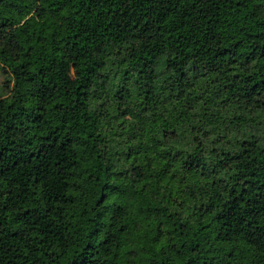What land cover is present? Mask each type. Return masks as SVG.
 <instances>
[{
    "label": "trees",
    "instance_id": "1",
    "mask_svg": "<svg viewBox=\"0 0 264 264\" xmlns=\"http://www.w3.org/2000/svg\"><path fill=\"white\" fill-rule=\"evenodd\" d=\"M0 264H264V0H0Z\"/></svg>",
    "mask_w": 264,
    "mask_h": 264
},
{
    "label": "rangeland",
    "instance_id": "2",
    "mask_svg": "<svg viewBox=\"0 0 264 264\" xmlns=\"http://www.w3.org/2000/svg\"><path fill=\"white\" fill-rule=\"evenodd\" d=\"M5 84V78L4 76L0 73V85H4Z\"/></svg>",
    "mask_w": 264,
    "mask_h": 264
}]
</instances>
